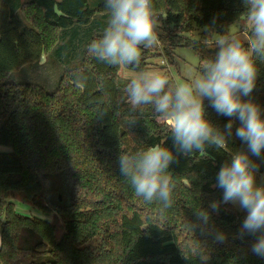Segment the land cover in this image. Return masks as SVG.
<instances>
[{
    "label": "trees",
    "instance_id": "trees-1",
    "mask_svg": "<svg viewBox=\"0 0 264 264\" xmlns=\"http://www.w3.org/2000/svg\"><path fill=\"white\" fill-rule=\"evenodd\" d=\"M153 4L161 14L159 42L142 47L141 56L159 55L158 45L168 56L174 45H190L199 56V73L218 48L181 34L195 26L207 27V35L225 34L247 16L244 0ZM108 19L104 0H0V264H264L252 252L260 233L240 236L246 210L231 202L221 203L218 212L210 208L223 199L216 186L220 168L233 153L248 151L235 135L239 120L218 114L205 99L206 118L221 131L233 120L232 135L222 148L181 153L168 122L159 121L152 106L131 110L121 66L88 53ZM51 52L67 66L53 91L13 74ZM256 66L255 88L241 99L257 104L264 119V59L257 58ZM156 144L175 157L168 209L136 196L119 170L121 151ZM249 156L264 173V151ZM199 209L210 212L207 227L196 217ZM51 213L63 220L60 235ZM217 232L223 242L215 239ZM196 248L206 261L194 254Z\"/></svg>",
    "mask_w": 264,
    "mask_h": 264
},
{
    "label": "clouds",
    "instance_id": "clouds-1",
    "mask_svg": "<svg viewBox=\"0 0 264 264\" xmlns=\"http://www.w3.org/2000/svg\"><path fill=\"white\" fill-rule=\"evenodd\" d=\"M250 31L243 37L227 32L215 39L218 48L214 59H208L199 76L190 82L173 84L167 74L136 71L124 89L132 111L152 106L156 115L166 120L174 143L183 154L193 151L204 154L215 145L222 148L232 135L233 120L219 130L206 118L204 100L220 115L239 120L235 135L247 145L248 151H237L217 173L216 186L223 190L221 202L210 208L218 212L221 203L237 204L246 210L240 236L260 233L252 245L253 254L264 258V186L256 183L257 164L250 158L264 151V119L260 107L251 100H242L255 88L258 76L257 58L264 59V0H244ZM109 19L101 38L93 40L88 53L110 66H134L141 63V48L158 42L159 25L153 0H104ZM78 79H84L78 76ZM175 157L167 147L156 144L136 152L121 151L119 170L134 189L136 196L147 203L158 201L162 209L173 204L175 184L169 171ZM197 219L207 227L210 212L199 209ZM215 239L225 236L217 232ZM202 261L206 255L197 248Z\"/></svg>",
    "mask_w": 264,
    "mask_h": 264
},
{
    "label": "rangeland",
    "instance_id": "rangeland-1",
    "mask_svg": "<svg viewBox=\"0 0 264 264\" xmlns=\"http://www.w3.org/2000/svg\"><path fill=\"white\" fill-rule=\"evenodd\" d=\"M160 23L161 22H159V25ZM168 29L169 27L165 26L164 30L166 32ZM207 29V27L195 26L192 32L181 35L183 37L196 40L198 43H206L209 46H214V41L220 33L215 31L213 34L207 35ZM249 31L250 28L245 17L240 21L230 24L226 28L225 34L227 32H234L243 37L245 33ZM61 41L58 42V46L62 43ZM158 47L160 48L159 55H156V53H147L141 56L142 65L136 69L121 66L119 75L123 78L129 79V77L136 71L152 70L167 74L171 82L175 83L190 82L200 75V73L197 71L199 56L193 46L182 45V43H180V45H174L172 48V53L169 54L170 56L165 53L162 45H158ZM66 67L67 66L64 65V62H62L59 57H57V53L55 54L54 52H51L41 56L37 61L14 71L13 74L18 80L40 83L47 91L51 92L55 89L56 83L58 82ZM161 119V117L158 118L159 121H162ZM256 183L258 186H264V173H256ZM14 200L21 201V198L17 196ZM232 205L239 211L243 210L237 204L232 203ZM48 217H50L51 221L57 225V232L60 235L63 231V220L61 216L57 213H51L48 215Z\"/></svg>",
    "mask_w": 264,
    "mask_h": 264
},
{
    "label": "built area",
    "instance_id": "built-area-1",
    "mask_svg": "<svg viewBox=\"0 0 264 264\" xmlns=\"http://www.w3.org/2000/svg\"><path fill=\"white\" fill-rule=\"evenodd\" d=\"M156 15H157V17H158V20H159V22H161V21H160L161 14H159V13H156Z\"/></svg>",
    "mask_w": 264,
    "mask_h": 264
},
{
    "label": "crops",
    "instance_id": "crops-1",
    "mask_svg": "<svg viewBox=\"0 0 264 264\" xmlns=\"http://www.w3.org/2000/svg\"><path fill=\"white\" fill-rule=\"evenodd\" d=\"M13 1H15V0H13ZM21 2H23L24 0H20Z\"/></svg>",
    "mask_w": 264,
    "mask_h": 264
}]
</instances>
